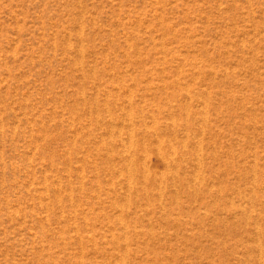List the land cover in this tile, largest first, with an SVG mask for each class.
Wrapping results in <instances>:
<instances>
[{
  "label": "rangeland",
  "instance_id": "1",
  "mask_svg": "<svg viewBox=\"0 0 264 264\" xmlns=\"http://www.w3.org/2000/svg\"><path fill=\"white\" fill-rule=\"evenodd\" d=\"M0 264H264V0H0Z\"/></svg>",
  "mask_w": 264,
  "mask_h": 264
}]
</instances>
